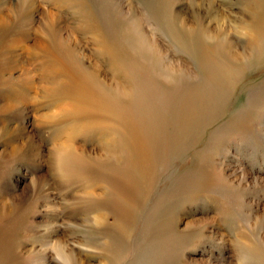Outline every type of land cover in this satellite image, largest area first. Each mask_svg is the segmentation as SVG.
<instances>
[{"label":"rangeland","instance_id":"obj_1","mask_svg":"<svg viewBox=\"0 0 264 264\" xmlns=\"http://www.w3.org/2000/svg\"><path fill=\"white\" fill-rule=\"evenodd\" d=\"M263 1L0 0V264H81L83 258L92 264H260ZM50 11L80 67L102 83L116 80L134 88L128 78L132 62L156 72L164 64L194 76L195 83L212 77L219 64L225 67L224 76L209 81L207 93L200 89L205 118L197 138L157 175L148 206H135L131 218L122 219L123 232L113 209L103 212L105 224L95 223L100 209L89 206L84 194L91 183L60 170L57 151L66 139L89 154L105 146L96 128L81 129L68 116L46 118L60 98L47 94L41 66L28 60L25 48L42 41ZM119 20L139 28L156 53L152 63L126 51L123 40L109 41V24ZM180 34L217 48L212 68L200 66ZM171 86L163 85L169 98L175 94Z\"/></svg>","mask_w":264,"mask_h":264},{"label":"bare ground","instance_id":"obj_2","mask_svg":"<svg viewBox=\"0 0 264 264\" xmlns=\"http://www.w3.org/2000/svg\"><path fill=\"white\" fill-rule=\"evenodd\" d=\"M48 14L49 28L40 35L42 41L37 40L35 47L25 48L28 60L41 66V82L47 94L60 98V104L46 118L52 121L59 116H68L76 120L81 129L87 126L96 128L97 139L105 146L103 152L89 154L88 150L74 146L75 140L66 139L57 151L60 170L63 175L91 183L89 192L84 194L89 206H98L100 209L92 218L95 223L101 224L103 221L105 224L103 212L112 213L113 209L117 218L114 224L119 229L121 227L123 232L126 224L124 221L122 223V219H130V212L135 206H148L149 196L158 186L157 175L164 174L169 161L174 160L188 141L192 144L197 138L198 127L205 118L201 116L199 102L204 93L200 89L203 88L207 93L212 86L209 81L215 83V80L220 79L219 74L225 67L218 63L217 72L210 78L204 76L199 81L203 83L198 84L192 79L194 76L185 78L164 64L156 72L147 71V67L132 62L128 66V78L134 88L116 80L102 83L80 67L74 53L64 43L65 33H61L58 28L60 19L52 11ZM126 22L119 20L123 25L110 22L112 29L108 34L109 41L123 40L126 51L147 65L152 63L156 55L152 46L132 20ZM179 38L185 40L187 47L196 53L193 54L201 62L200 66L213 67L211 53L216 47L204 45L197 38ZM32 47L35 52L33 55ZM112 50L116 52L115 47ZM163 85H172L175 94L171 98L167 96L169 91ZM7 107L14 108L15 104L9 103ZM169 127H173L172 132L168 131ZM117 136L118 141L115 139ZM175 187L177 189V185ZM155 201L153 206H156ZM259 262L264 264V257L260 256ZM92 263V259L83 258L81 261V264Z\"/></svg>","mask_w":264,"mask_h":264}]
</instances>
